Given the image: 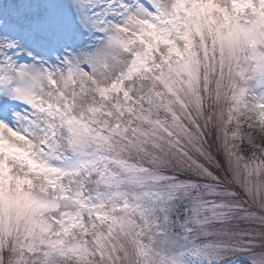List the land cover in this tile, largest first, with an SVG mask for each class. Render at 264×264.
Returning a JSON list of instances; mask_svg holds the SVG:
<instances>
[{
	"label": "snow or ice",
	"instance_id": "1",
	"mask_svg": "<svg viewBox=\"0 0 264 264\" xmlns=\"http://www.w3.org/2000/svg\"><path fill=\"white\" fill-rule=\"evenodd\" d=\"M0 264H264V0H0Z\"/></svg>",
	"mask_w": 264,
	"mask_h": 264
}]
</instances>
